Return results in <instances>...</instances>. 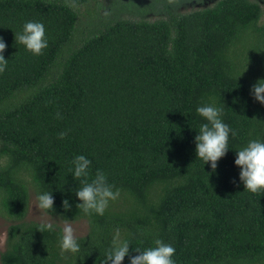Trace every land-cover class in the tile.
I'll list each match as a JSON object with an SVG mask.
<instances>
[{"label": "trees", "instance_id": "obj_1", "mask_svg": "<svg viewBox=\"0 0 264 264\" xmlns=\"http://www.w3.org/2000/svg\"><path fill=\"white\" fill-rule=\"evenodd\" d=\"M90 1L0 0L9 59L0 73V213L9 220L0 264H103L116 229L130 255L160 238L176 264H264V191L244 190L234 164V148L264 138V105L250 95L264 78L261 5L215 0L181 11L192 0H111L110 13L79 31V6ZM26 20L45 25L40 55L15 42ZM205 101L236 131L215 170L195 154V107ZM79 153L91 175L102 169L120 189L102 216L76 207L82 178L69 169ZM31 186L36 196L52 191L48 213L87 220L78 252L61 253L57 224L25 219Z\"/></svg>", "mask_w": 264, "mask_h": 264}, {"label": "clouds", "instance_id": "obj_2", "mask_svg": "<svg viewBox=\"0 0 264 264\" xmlns=\"http://www.w3.org/2000/svg\"><path fill=\"white\" fill-rule=\"evenodd\" d=\"M15 42L23 44L33 55H40L49 44L44 23L40 20H26L21 30L15 33ZM6 47L3 36H0V73L6 70L9 61L3 54ZM250 95L255 101L264 105V78H257L250 86ZM223 110L221 105L208 101L195 107L196 114L202 118L194 137L195 154L204 164L208 163L212 170L217 168L218 160L228 152L230 135H236V131L222 119ZM56 116L62 118L59 112ZM58 135L62 138L67 135V131H61ZM234 149V164L239 168V181L243 184L244 190L252 193L264 191V138L259 136L249 138ZM70 163L69 171L73 178H82L80 186L72 189L77 198L76 207L88 216L104 215L110 202L120 196V189L109 182L107 174L102 169H96L95 174L91 175L92 161L83 153L74 155ZM36 199L41 209L54 210L55 197L52 191L38 192ZM62 203L65 209L71 207L67 198ZM69 220L65 221L58 241L61 253H75L81 247ZM41 227L55 230L51 222H43ZM129 245H131L129 240L121 238L120 230L116 229L103 264H122L126 256H128V264H176L175 247L160 238H156L152 245L143 249L136 248L135 251L138 253L136 255L129 254Z\"/></svg>", "mask_w": 264, "mask_h": 264}, {"label": "rangeland", "instance_id": "obj_3", "mask_svg": "<svg viewBox=\"0 0 264 264\" xmlns=\"http://www.w3.org/2000/svg\"><path fill=\"white\" fill-rule=\"evenodd\" d=\"M151 1V0H148ZM157 1V0H156ZM215 0H192L183 4L180 9L181 11H188L194 8H201L207 5H210ZM261 5L263 10V18L264 20V0H256ZM114 4H112L111 0H91L86 5L79 6V21L78 28L81 31L84 28L90 27L91 23L94 21L101 20L102 17L107 13L111 12V8ZM150 18H153V14L148 15ZM83 35V34H82ZM81 35V36H82ZM75 40H72V44ZM71 45V43L69 44ZM69 46L64 50L63 54L68 52ZM29 208L25 219L27 220H35L40 222H51L57 224L61 228H63L65 219L60 218L57 215L48 213L44 209L38 207V202L36 199V194L34 192L33 187H29ZM69 223L72 224L74 228V235L80 236L86 234L88 231V223L85 218H80L77 220H69ZM9 224V220L0 213V251L4 249L5 245V237H6V228Z\"/></svg>", "mask_w": 264, "mask_h": 264}]
</instances>
